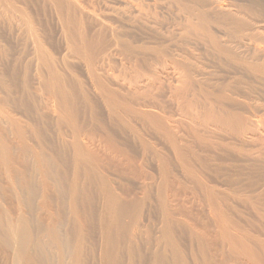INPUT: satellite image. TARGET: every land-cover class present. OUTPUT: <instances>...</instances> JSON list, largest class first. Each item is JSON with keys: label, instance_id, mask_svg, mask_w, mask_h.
<instances>
[{"label": "rangeland", "instance_id": "rangeland-1", "mask_svg": "<svg viewBox=\"0 0 264 264\" xmlns=\"http://www.w3.org/2000/svg\"><path fill=\"white\" fill-rule=\"evenodd\" d=\"M25 1L27 0L16 1L15 6L20 8L21 15L26 14L27 16L24 15L26 18L29 16L27 21H33L31 23L36 28L37 39L29 34L26 24L19 21V17L17 20L10 18L9 11L0 6V77L3 82L0 87V98L8 97L11 101L16 100L23 90L30 95L25 108H18L14 104L3 112L0 108V130L2 129L0 143L8 144L10 150L12 149L10 156L12 155L14 166H18L16 168H24L26 174L28 175L29 172L31 177L35 174L37 169L33 158L29 153L26 155L21 152L20 142L10 123L19 122L24 130L26 144L43 156L48 167L58 174L61 188H65V194L61 197L62 200L60 199L61 204H58L60 207L54 208L58 211V213L54 211L57 217L56 222L54 219L49 220L52 210L46 205L39 206L38 198L32 201L33 205L30 202L34 209L29 204L26 207V203V206L23 205L22 210H19L16 207L14 193L9 192L12 190H9L10 182L9 177L6 176V169H3L2 163L0 164V244L2 242L6 244L0 245V264H17V260H21L20 262L26 260L25 263L17 261L18 264H32L35 260L44 261L42 263L35 261L33 264H47L48 261V264H73L76 262H72L69 254L73 249L74 252L77 251V258L81 257V261L79 259L77 264H252L251 256L255 257L259 264H264V132L253 135V138H256L254 141L252 138L247 141L242 140L243 138L241 140L237 138V140L234 133L233 136L225 131L226 134L220 128H217V131L216 122L209 121L210 125L207 119H203L210 108L216 115L223 114L218 106L219 103L215 102L214 98L217 95L220 97V93L221 95L229 93L226 97L235 100L229 104L225 98L221 97L224 100L221 102L223 105L232 107V110L236 106L234 110L245 120L247 119V123L260 121V124L264 126V76L253 73H247V75L239 69L231 70V67L226 66L227 64L209 52V48H206L204 44L201 45V42L192 39L197 34L192 33L191 37L185 34L187 20L188 23L195 21V17L191 14L196 12V9H200L201 5H194L188 0L80 1V5L83 4L81 6L85 10L89 9V16L92 15L96 24H99L97 26L105 27L107 31L116 30L114 32L119 33L118 35L123 39L136 38L137 45L141 47L143 44L144 48H149L147 53L138 56L141 59L140 56L143 55L142 59L150 61L147 71L140 69L141 73L134 72L133 60H130L128 54L121 53L116 55L117 58L113 57V66L105 73L116 75L114 77L118 80L122 78L124 81L129 76L139 75L142 86L139 85L137 90L141 93L139 98L144 96L138 101L152 99L154 104L158 103V105L155 104L156 108L140 106L152 117L149 120H141L131 117L127 112H122L121 116L111 113L101 92L88 88L84 84L82 60L73 49L74 45L68 36L71 28L65 24L67 23L65 19H61L58 12H54L55 10L41 2L42 0H29V3ZM162 1L164 4L161 3ZM209 2H230L241 5L253 2L264 7V0H203V3ZM25 3L28 4L25 5ZM253 3L249 5H257ZM244 18L249 17L245 15ZM252 18L253 23L255 18L254 16ZM209 26L211 30L220 29L221 31L222 29L225 32L230 25L220 21ZM200 28L202 29L199 27L196 30ZM228 31L231 30L228 29ZM94 32L93 25L85 28V34L88 37ZM247 33L251 36L247 38L244 36L245 39L236 33L228 35L238 42L242 37L241 41L246 47L251 45L250 50L264 44L261 41L264 42V22L263 26L259 25L257 30L247 31ZM198 34H200L199 31ZM248 38L251 40L250 44ZM170 40L174 41L171 43ZM76 44L78 45L77 41ZM38 45L44 51V57L39 52ZM150 50L153 52L150 53ZM23 51L25 52L24 62L29 66L26 65L28 69L24 89L21 86L22 79L15 78L10 70H6L11 69L14 59L22 56ZM154 52L157 53L154 54ZM120 55H124L123 58ZM175 57L180 61H174ZM172 62H175V65L177 62L186 64L190 69V84L185 86L187 89L184 88L189 89L186 93L189 96L185 95L186 101L183 99L184 103L181 104L180 98L170 95L175 89L182 90L181 87H184L183 80L176 73L177 66L168 65ZM49 65H53L61 74L65 90H72L73 105L77 109L79 118L78 125L85 130H91L94 140H87L83 133L76 134L77 132L69 124L62 123L61 108L47 95ZM176 82L183 85L176 88L175 86L178 85ZM224 88L226 91L223 90ZM219 97H216L218 102L221 101ZM151 122L170 124L169 130L175 134L171 133L174 139L177 138L176 145L185 154L184 158L181 159L173 151V153L170 152L168 148H171V142L168 141V137ZM108 137L116 145L114 148L110 146L107 148V144L102 142L103 138ZM238 141L242 143V146ZM76 144L89 147L90 150L95 151V154L91 150V157L77 158ZM232 145L235 146V150ZM238 151L241 155L237 154ZM160 156L164 160L166 157L170 159L169 166L167 169L164 168L166 171L163 170L164 161L161 163L163 159ZM164 174H167V180L171 181L172 191L164 187ZM198 182H201L202 186ZM203 182L206 188L214 185L216 189L213 188L214 192L220 195L216 196V203L213 204L206 197ZM73 184L76 186L75 192L78 195L76 206L74 205L75 208L77 207L76 210L69 201L71 194L69 188ZM5 187L8 188L4 189ZM68 206L76 212L70 210L72 208ZM217 212H221L220 216L227 220L226 228L235 239V245L221 237L217 223L214 222L215 220L217 222ZM23 215L26 223L31 220L29 224L27 223L31 227H28L30 239L29 244L27 242L29 246L27 251L29 252L21 258L16 255L17 241L22 240L18 238L16 232L21 224L15 222L24 219ZM4 220H6L5 223ZM9 222L18 226L12 227L15 232L13 236L8 237L7 229L4 228L6 224L11 225ZM50 222H55L56 226L59 225L56 227L57 233H63L62 237L67 238L71 246L69 249L73 247L63 259L62 249L59 251L60 247L56 248L57 244L52 242L49 235ZM60 237L58 240L61 242L66 239L60 240ZM42 246L47 248L44 249ZM78 249L82 250L78 251ZM43 250L45 256L49 255V258L42 256ZM58 251L62 254L60 255ZM58 256L62 257L58 258ZM46 259L47 262H45ZM65 261L68 263H64Z\"/></svg>", "mask_w": 264, "mask_h": 264}, {"label": "bare ground", "instance_id": "bare-ground-1", "mask_svg": "<svg viewBox=\"0 0 264 264\" xmlns=\"http://www.w3.org/2000/svg\"><path fill=\"white\" fill-rule=\"evenodd\" d=\"M16 1H21L22 0H16ZM15 0H0V6H3L7 11H9L8 13V16L10 18H13L15 20H17V18L19 17V21H22L24 22V24H26V27L28 28L29 30V34L33 35L35 37V39H37V35H36V28L34 26V24L32 25L31 21L30 20H26L28 19V17L26 18L24 15H21L20 14V8L17 6H15ZM28 3H29V0H27ZM25 1V2H27ZM36 1V0H35ZM39 1V0H38ZM80 1L81 0H42L41 2H44L46 4H48L53 10H55L54 12H58L59 14V17L61 16V19H65V24H68L69 27L71 28V30H69L70 32H68V36L71 40V42L73 43L74 47L73 49L75 50V53L80 57V59L82 60V75H83V79H84V84L88 87V88H91V89H94V90H99L101 92V94L103 95V97L105 98L107 104H108V107H109V110L111 111L112 114H115V115H120L122 112H127V114L129 113L131 115V117H136V119H141V120H149L151 119L152 117L149 115L150 113H148L147 111H144L141 107H146L147 106H153L156 108V105H158V103H153L151 100H140L138 101V99L142 98L140 97L139 98V94H141L137 88H139V85L140 87L142 86L140 83H141V80L139 78V75L135 74L132 75L131 77L129 76L127 79L122 80V78H120L121 80H118V78L114 77L116 75H110V74H105L106 73V70H108V68L112 67L113 66V57H116L117 54H121V53H125V54H128V56H130V60L132 61L133 60V70L134 72H140V69L144 70V71H147L148 69V64H150V61H147V59H142L143 55H141V59L138 57L140 54L142 53H147L149 48H144L143 47V44L142 46L140 47L139 44L137 45L136 44V38H130V39H123L122 36H119L118 34H116L113 29L110 30V31H107L105 29L107 28H101L100 26H97L99 24H96V20H94L91 16H89L90 12L88 10H85L84 7H82L81 4L80 5ZM119 1V0H118ZM128 1V0H127ZM126 1V2H127ZM144 1V0H143ZM186 1V0H185ZM190 1L192 4L194 5H198L200 6L201 5V8L200 9H196V12L192 13L191 15L195 17V21L191 23V21L188 23V20H187V25H186V28H185V34L188 35L189 37H191V34H197L195 35V37L193 36L192 39L194 38L196 40V42H201L200 44L204 46H206V48H209V52H211L217 59H219L220 61H222L223 63L227 64L226 66L228 67H231V70L232 68L233 69H238L242 72H245L246 74L247 73H253V74H257V75H263L264 76V44L263 45H260V47H257V48H254V50H250L249 49V46H245V43L243 44L241 39L242 37H248V36H251V35H248L249 33H247V31H253L254 29L257 30V28L259 27V25L263 26V22H264V7L262 5H259L258 3H253V2H249L248 4H244V5H241V4H232V3H224V2H209V3H203V0H188ZM98 2V1H97ZM123 2V1H122ZM139 2H142L141 0ZM138 2V3H139ZM145 2V1H144ZM18 3V2H17ZM28 3H25L28 4ZM32 3V2H30ZM36 3V2H35ZM132 3V1H131ZM157 3V2H156ZM160 3V2H159ZM163 3V1L161 2ZM250 3H253V4H257L255 6H250L249 4ZM38 4V3H36ZM93 4V3H92ZM135 4V3H134ZM152 4V2H151ZM158 4V3H157ZM164 4V3H163ZM24 5V4H22ZM32 5V4H30ZM39 5V4H38ZM155 5V4H154ZM166 5V3H165ZM97 6V5H96ZM130 6V5H129ZM137 6V5H136ZM142 6V5H141ZM156 6V5H155ZM257 6V7H256ZM27 7V6H26ZM32 7V6H31ZM131 7V6H130ZM147 7V6H146ZM233 7V8H232ZM92 8V7H91ZM95 8V7H93ZM150 8V7H149ZM50 9V8H49ZM134 9V8H133ZM156 9V8H155ZM136 10V9H135ZM144 10V9H143ZM122 11V10H120ZM129 11V10H128ZM145 11V10H144ZM143 11V12H144ZM151 11V10H150ZM165 11V10H163ZM130 12V11H129ZM148 12V11H147ZM113 13V12H112ZM137 13V12H136ZM140 13V11H139ZM154 13V12H153ZM125 14V13H124ZM147 14V13H146ZM149 14V13H148ZM15 17H14V16ZM129 15V14H128ZM135 15V14H134ZM154 15V14H153ZM247 15L249 18L246 19L244 18V16ZM27 16V15H26ZM137 16V15H135ZM141 16V15H140ZM254 16V20L255 22L252 23V20L253 19L252 17ZM96 17V16H95ZM131 17V16H130ZM134 17V16H133ZM120 18V17H119ZM138 18V17H137ZM136 18V19H137ZM140 18V17H139ZM193 19V17H191ZM61 19H59L61 21ZM97 19V18H96ZM134 19V18H133ZM143 19V18H142ZM141 19V21H142ZM146 19V18H145ZM152 19V18H151ZM180 19V17H179ZM85 22H84V21ZM124 20V19H123ZM183 20V19H182ZM181 20V21H182ZM251 20V21H250ZM64 21V20H63ZM62 21V22H63ZM220 21H223V22H227V25H230L228 29H230L231 31H228V29L226 28L227 31L223 32V30L221 29V31L219 30H211L209 25H212V24H215V23H219ZM29 22V23H28ZM61 22V23H62ZM127 22V21H126ZM183 22V21H182ZM185 22V21H184ZM18 24V22H16ZM64 23V22H63ZM85 23V24H84ZM128 23V22H127ZM131 23V22H129ZM133 23V22H132ZM180 23V22H179ZM64 24V25H65ZM103 24V23H102ZM19 25V24H18ZM83 25V26H82ZM93 25L94 28H95V32L91 35V36H86L85 34V28L88 27V26H91ZM101 25V23H100ZM136 25V24H135ZM146 25V24H145ZM149 25V23H148ZM249 25V26H248ZM254 25V26H253ZM131 26V25H130ZM68 27V29H70ZM123 27V26H122ZM181 27V26H180ZM199 27H202V29L200 28L199 33L198 34V31L196 30L197 28ZM227 27V26H226ZM257 27V28H255ZM114 28V27H113ZM152 28V26H151ZM111 29V28H110ZM124 29V28H123ZM181 29V28H180ZM260 29V28H259ZM65 30V29H64ZM121 31V30H119ZM134 31V30H132ZM233 33H236V34H239L238 36H242L241 38H239V42L238 41H234L232 40V37L230 38V36L228 34H233ZM260 33V32H259ZM184 34V35H185ZM183 35V36H184ZM199 35V36H198ZM234 36V35H232ZM125 37V36H124ZM173 37V36H172ZM181 37V36H180ZM244 37V39H245ZM126 38V37H125ZM187 38V37H186ZM171 39V38H170ZM190 39V38H189ZM237 39V38H236ZM249 39V38H248ZM168 40V38H167ZM183 40V39H182ZM188 40V39H187ZM238 40V39H237ZM250 40V39H249ZM76 41L78 43V45L76 44ZM171 43L172 41L174 40H170ZM186 41V40H185ZM246 41V40H245ZM248 41V40H247ZM262 43L263 40H261ZM187 42V41H186ZM190 42V41H189ZM244 42V41H243ZM142 43V42H140ZM164 43V42H163ZM248 43L250 44L251 43V40L250 42L248 41ZM255 43V42H254ZM259 43V42H258ZM261 43V42H260ZM166 44V43H165ZM167 44H168V41H167ZM166 44V45H167ZM170 44V43H169ZM174 44V43H173ZM194 44V42L192 43ZM199 44V45H200ZM256 44V43H255ZM77 45V47H76ZM165 45V46H166ZM254 45V44H252ZM171 46V44H170ZM168 45V47H170ZM256 46V45H255ZM147 47V45H146ZM172 47V46H171ZM156 48V47H155ZM160 48V47H159ZM252 48V47H251ZM171 49V48H170ZM178 49V47H177ZM38 50L39 52L41 53V55L43 56V52L42 51V48L40 45H38ZM173 50V49H172ZM146 51V52H145ZM154 51H156V49H154ZM153 52V50L151 51L150 50V53ZM158 52V51H157ZM157 52H154L157 53ZM162 54V53H161ZM180 54V53H179ZM184 54V53H183ZM21 55V54H20ZM158 55H159V52H158ZM173 55V54H171ZM171 55L169 57H171ZM187 55V54H186ZM19 56V55H18ZM124 55H120V57L123 58ZM155 56V55H154ZM161 56V55H160ZM25 57V52L23 51L22 53V56L18 57L16 60L14 59L13 61V64H12V67L11 69L8 68L6 70H10L11 71V74L16 78V77H19L20 79H22V88L24 89L25 87V84H26V79L25 77L26 74H27V64H25L24 62V58ZM44 57V56H43ZM46 57V56H45ZM126 57V56H125ZM145 57V56H144ZM157 57V55L155 56ZM165 57V56H164ZM180 57V56H179ZM49 58V57H48ZM117 58V57H116ZM153 58V57H152ZM173 58V57H172ZM182 58V57H181ZM119 59V58H118ZM176 59V57H175ZM183 59V58H182ZM172 60V59H170ZM174 60V59H173ZM218 60V61H219ZM119 61V60H118ZM174 61H180V60H174ZM185 61V60H184ZM217 61V62H218ZM45 62V61H44ZM175 63V62H174ZM173 62L168 64V65H173L174 64ZM180 62H177V66L176 67V73H178V75H180V79H182L183 81V84H184V87H181L182 90H176L175 89L170 95H174L176 98H180V101L179 103H184L183 99L186 98L185 95H188L186 94L187 91L189 90H185L184 88H186L185 86L190 84V69H189V66H187L186 64H178ZM182 63V62H181ZM184 63V62H183ZM192 64V63H191ZM27 65V66H26ZM79 65V64H78ZM77 65V66H78ZM7 67V66H6ZM29 67V66H28ZM168 67V66H167ZM170 67V66H169ZM172 67V66H171ZM174 68V66H173ZM225 68V67H224ZM223 68V69H224ZM201 69V68H200ZM227 69V68H226ZM80 70H81V67H80ZM202 70V69H201ZM229 70V68H228ZM125 71V70H124ZM175 71V70H174ZM235 71V70H234ZM142 72V71H141ZM140 72V73H141ZM195 72V71H194ZM227 72V71H226ZM172 73V72H171ZM236 73V72H235ZM49 74H50V77H49V80L47 82V95L49 96V98L54 102L56 103L57 105H59V107L61 108V114H60V119L63 121L62 123H67L66 125H70L72 127V129L74 131H76L77 133L76 134H82L85 136V138L87 140H94V135L93 133H90L92 132L91 130H85V128H81L82 126L78 125V121H79V118H78V113L76 112L77 109H75V106L73 105V99H72V90H65V85L63 84V80H62V76L61 74L57 71V69L53 66V65H49ZM126 74V73H125ZM157 75V74H156ZM248 75V74H247ZM177 76V75H176ZM175 76V77H176ZM204 76V75H203ZM126 77V76H125ZM245 77V76H244ZM260 77V76H259ZM178 78V77H177ZM176 78V79H177ZM241 79V78H240ZM259 79V78H258ZM204 80V79H203ZM179 81V80H178ZM196 81V80H195ZM216 81V80H215ZM243 81V80H242ZM193 82V81H192ZM178 84V82H176ZM181 83V82H180ZM83 84V85H84ZM175 84V83H174ZM183 84H180V85H183ZM194 84V83H193ZM3 85V82H2V77H0V87H2ZM179 84L178 85H174L176 88L177 86H180ZM228 85V84H227ZM231 85V84H230ZM173 86V85H172ZM191 86V85H189ZM62 87H64L62 89ZM188 87V86H187ZM189 88V87H188ZM214 88V87H213ZM221 88V87H220ZM226 88V86H225ZM225 88L223 90H225ZM180 89V88H179ZM187 89V88H186ZM208 89V88H207ZM206 89V90H207ZM227 89V88H226ZM230 89V88H229ZM212 91V89H211ZM210 91V93H212ZM226 91V90H225ZM224 91V92H225ZM228 91V90H227ZM231 91V90H230ZM229 91V92H230ZM234 92V90H233ZM208 93V92H207ZM215 93V92H214ZM219 94V93H218ZM223 94V93H222ZM229 94V93H227ZM227 94H223L221 95L220 93V97L217 95L216 97H219L221 99L225 98V100H227V102L230 104L232 103L234 100H232L230 97H226ZM191 95H192V92H191ZM194 95V94H193ZM173 96V98H174ZM181 96L182 99H181ZM189 96V95H188ZM195 96V95H194ZM231 96V95H229ZM29 93L25 90L22 91L21 95L18 96V98H16V100H13L11 101L10 99H8V97H6V99H1L0 98V108H1V112L7 110L6 108H8L9 106H11V104H14V105H17L18 108L19 107H23L25 108V105L29 102ZM214 97V96H213ZM214 98L215 102L219 103V107L221 108V113L223 114H220V115H216L213 113V111H211V108H210V111L206 112L205 113V116L203 119H207L208 123L209 121H213V122H216V129L217 128H220V130H223L224 132L226 131L227 133L229 134H235L236 135V138L235 139H239L240 140H244V141H247L249 139H256V138H253V135H257L256 133H261V132H264V126H262L260 124V121L258 122H249L247 123V119L245 120L242 115L240 113H238L237 111H235L234 109L236 108V106H234L235 108L232 110L230 108V106L227 107V105H223L221 102H223L224 100L221 99V101L219 100V102L216 100L217 98ZM212 98V97H211ZM194 99V97H193ZM192 99V100H193ZM232 101H231V100ZM158 101V99H156ZM172 100V99H171ZM179 100V99H178ZM186 101V99H184ZM190 100V99H189ZM188 101V100H187ZM210 101V100H209ZM34 102V101H33ZM189 102V101H188ZM192 102V101H191ZM226 102V101H225ZM224 102V103H225ZM226 102V103H227ZM207 103V102H206ZM213 103V102H211ZM220 103L222 105H220ZM225 103V104H226ZM177 104V103H176ZM178 104V105H180ZM186 104V103H185ZM208 104V103H207ZM236 104V103H235ZM29 105V104H28ZM210 105V104H209ZM212 105V104H211ZM16 106V107H17ZM141 106V107H140ZM161 106V105H160ZM181 106V105H180ZM179 106V107H180ZM27 107V106H26ZM162 107V106H161ZM159 107V109H163ZM177 107V106H176ZM178 107V108H179ZM158 108V107H157ZM184 109V107H182ZM187 108V107H186ZM213 108V107H212ZM219 108V109H220ZM189 109V108H188ZM20 110V109H19ZM22 110V108H21ZM28 110V109H26ZM186 110V109H185ZM165 111V109H164ZM181 111V110H180ZM191 111V110H190ZM162 112V111H161ZM187 112V111H186ZM215 112V111H214ZM164 113V112H163ZM179 113V111H178ZM192 113V112H191ZM219 112H217L218 114ZM3 114V113H2ZM5 114V113H4ZM197 114V112H196ZM195 114V115H196ZM201 114V113H200ZM121 116V115H120ZM123 116V114H122ZM129 117V116H128ZM171 117V116H170ZM169 117V118H170ZM198 117V116H196ZM195 117V118H196ZM182 118V117H181ZM189 118V117H187ZM193 118V117H192ZM191 118V119H192ZM194 118V119H195ZM155 119V118H154ZM167 119V118H166ZM193 119V120H194ZM202 119V118H201ZM202 119V120H203ZM183 120V119H182ZM198 120V118H197ZM181 121V120H180ZM250 121V120H249ZM177 122V121H176ZM11 123V126L15 132V135L17 136L19 142H20V150L21 152H23L24 154L29 155L33 158V161L35 163V167H36V172L35 174L31 177L29 172H28V175L26 174L25 172V169L24 168H16L18 166H14V163L12 162L13 159H12V155L10 156V147H8L7 145L3 144V143H0V164L2 163V165H4L3 169L5 168V172H6V176L9 180V190H12V191H9V192H12L14 193V196H15V199H16V203H17V208L20 210H22L23 208V205H25L27 203V206L28 207V204L30 205V202L32 204V201L34 202L36 198L39 199V202H38V205L39 206H47L49 208H51L52 212L50 213V218L49 220H55V222L57 221V217L54 215L55 212L57 211L56 209L58 204L61 202V197L64 196L65 192H64V189L63 187L61 188V184H60V179H59V176L56 172L52 171L48 165L46 164L43 156H41L40 154L37 153V151L35 149H33V147H29L26 142H25V135H24V130L21 126V124L19 122H10ZM152 124H155L159 130L162 132L163 135H166L168 137V141L171 142L170 146L171 148H168L170 150V152H174L177 157H180L181 159L185 157V154L183 153V151L179 150V146L176 145V140L177 138L174 139L173 134L172 132H170L169 130V125L167 124V122H151ZM189 123V122H188ZM193 123V121H192ZM205 123V122H203ZM207 123V122H206ZM211 123V122H210ZM209 123V124H210ZM214 124V123H213ZM189 125V124H188ZM205 125V124H204ZM211 125V124H210ZM209 125V126H210ZM178 126V125H177ZM207 126V125H206ZM189 127V126H188ZM11 128V127H10ZM188 129V128H187ZM215 129V130H216ZM2 130V129H1ZM0 130V131H1ZM12 130V129H11ZM85 130V131H84ZM218 131V129H217ZM192 132V131H191ZM221 132V131H220ZM225 132V133H226ZM173 135H172V134ZM213 133H214V129H213ZM211 133V134H213ZM216 133V132H215ZM214 133V134H215ZM226 133V134H227ZM13 134V133H12ZM202 134V133H201ZM233 134V136H234ZM263 134V133H262ZM218 135V134H217ZM223 135V134H222ZM252 135V137H251ZM212 136V135H211ZM232 136V135H231ZM230 136V137H231ZM263 136V135H262ZM1 137V136H0ZM166 137V138H167ZM218 137V136H217ZM229 138V137H228ZM179 139H182V138H179ZM237 139V140H238ZM258 139V138H257ZM260 139V138H259ZM102 140V138H101ZM99 140V141H101ZM210 140V139H209ZM239 140V141H240ZM3 141V140H2ZM24 141V143H23ZM233 141V140H232ZM235 141V140H234ZM238 141V142H239ZM1 142V140H0ZM16 142V141H15ZM102 142H104L105 144H107V148L110 146L112 148H114L116 145L113 144V141L110 137L108 138H103ZM242 142V141H241ZM250 142V141H249ZM249 142H245V143H249ZM256 142V141H255ZM203 143V142H202ZM205 143V142H204ZM234 143V142H233ZM236 143V142H235ZM240 143V142H239ZM179 144V143H178ZM208 144V142H207ZM242 146V143H240ZM258 144V143H257ZM251 145V144H250ZM18 146V145H17ZM75 152H76V156L77 158H84V157H87L89 158V156L91 157L92 154H91V150L89 149V147H86V146H81L79 144H76L75 145ZM169 146V147H170ZM182 146V145H181ZM230 145H228L229 147ZM233 146V145H232ZM237 146V145H236ZM239 146V147H240ZM252 146V145H251ZM122 147V146H121ZM120 147V148H121ZM186 147V146H185ZM256 147V146H255ZM260 147V146H258ZM12 148V147H11ZM181 148V147H180ZM230 148V147H229ZM234 150L236 149L235 146H233ZM231 148V149H233ZM118 149V148H117ZM187 149V147H186ZM229 149V150H231ZM115 150V149H114ZM188 150V149H187ZM94 151V150H92ZM232 151V150H231ZM237 151V150H236ZM110 152V151H109ZM117 152V151H116ZM119 152V151H118ZM166 152V151H165ZM169 152V151H168ZM172 152V153H173ZM190 152V151H189ZM233 152V151H232ZM235 152V151H234ZM95 154V151L93 152ZM124 153V152H122ZM126 153V152H125ZM240 154V151L237 152V154ZM93 154V155H94ZM128 154V153H127ZM99 155V154H98ZM170 155V154H169ZM229 155V154H228ZM232 155V154H231ZM229 155V156H231ZM168 156V155H166ZM165 156V157H166ZM175 156V155H174ZM96 157V156H95ZM101 157V156H100ZM162 156H160L161 158ZM169 157V156H168ZM176 157V156H175ZM15 158V157H14ZM97 158V157H96ZM99 158V156H98ZM124 158V157H123ZM159 158V159H160ZM19 159V158H18ZM125 159V158H124ZM127 159V158H126ZM163 159V160H161ZM161 163L162 161L163 162V170L166 171L165 169H167V167L169 166V158L167 159V157L165 158H161ZM187 159V158H186ZM233 159V158H232ZM15 160V159H14ZM20 161V160H19ZM169 161V162H168ZM181 160H179L180 162ZM186 161V160H185ZM243 161V160H242ZM17 162V161H16ZM22 162V161H21ZM21 165V163H20ZM181 165V164H180ZM165 168V169H164ZM161 170V169H160ZM163 171V172H164ZM8 173V174H7ZM165 173V172H164ZM216 174V173H215ZM3 175V174H2ZM167 174L165 175L164 174V187L166 188V190H170L172 191V185L170 184V180L168 179L167 180ZM199 177V176H198ZM210 177V175H209ZM2 178V177H1ZM6 179V178H5ZM199 179V178H198ZM201 179V178H200ZM7 181V180H6ZM197 181V180H196ZM201 181V180H200ZM202 182V181H201ZM201 182L199 183V185L201 184ZM4 183V182H3ZM197 183V184H198ZM207 183V182H206ZM8 184V183H7ZM204 184V182H203ZM169 185V186H168ZM207 185V184H206ZM6 186V185H5ZM63 186V185H62ZM69 186V185H68ZM198 186V185H196ZM195 186V187H196ZM202 186V184H201ZM201 186H200V189L199 191L201 192ZM205 187V195L206 197L209 199V201L214 204L217 202L216 200V196H220L219 194L217 195L216 192H214L215 187L214 185H210V188H206L205 184L203 185ZM4 187V186H3ZM12 187V188H11ZM75 185L73 184L72 187H70L69 189H71V194L69 195L70 196V199L69 201L70 202V205L74 207V209L76 210L75 208V204H76V197L78 195H76L77 193L75 192L76 189H75ZM169 187V188H167ZM8 187H5L4 189H6ZM198 188V187H197ZM214 188V190H213ZM8 190V189H7ZM204 191V190H203ZM7 192V191H6ZM69 192V191H68ZM199 192V193H200ZM70 193V192H69ZM201 194V193H200ZM203 194V192H202ZM201 194V195H202ZM205 195H204V198H205ZM9 196V195H8ZM13 196V197H14ZM68 196V195H67ZM6 197V196H5ZM2 198V197H1ZM10 198V197H9ZM219 198V197H218ZM14 199V200H15ZM61 199V200H60ZM6 200V199H5ZM11 200V198H10ZM114 200V199H112ZM111 200V201H112ZM66 201V200H65ZM9 202V201H8ZM207 202V200H206ZM64 203V202H63ZM68 203V202H67ZM209 203V202H208ZM34 204V203H33ZM32 204V205H33ZM61 204V203H60ZM211 204V203H210ZM30 205V206H32ZM75 205V206H74ZM211 206V205H210ZM34 206H32L33 208ZM38 207V206H37ZM56 207V209L54 210V208ZM60 207V206H58ZM69 208H72L70 206H68ZM15 208V209H17ZM39 208V207H38ZM68 208V209H69ZM28 209V208H27ZM26 209V211H27ZM34 209V208H33ZM73 208L70 209L72 211H75ZM17 210V212L19 211ZM41 210V209H40ZM50 210V209H49ZM79 210V208L77 209ZM116 211V209H114ZM120 210V209H119ZM24 211V210H23ZM55 211V212H54ZM68 211V210H67ZM76 212V211H75ZM114 212V211H113ZM21 213V211H20ZM19 213V214H20ZM58 213V211H57ZM72 213V212H71ZM115 214H118V212H114ZM23 213H21L20 215H22ZM31 214V213H30ZM76 214V213H74ZM78 214V213H77ZM76 214V215H77ZM114 214V215H115ZM19 215V217H20ZM71 215V214H70ZM168 215V214H167ZM221 215V212H217V222L216 220L214 221L215 223H217V227L219 229V233L221 234V237L223 239H227L229 241H231L233 243V245L236 244V241L235 239L229 234L226 226H227V220L225 218H223V216H220ZM18 216V214H17ZM25 217H26V214H25ZM60 217V216H59ZM73 217V216H72ZM21 218V217H20ZM22 218H24V215L22 216ZM27 218V217H26ZM76 218V217H75ZM79 218V217H78ZM216 218V217H215ZM4 219V218H2ZM13 219V218H12ZM68 219V218H67ZM77 219V218H76ZM115 219V218H114ZM112 220V219H111ZM6 220H4V223H5ZM31 221V220H30ZM28 220V224L30 222ZM62 221V220H61ZM70 221V220H69ZM76 221V220H75ZM78 221V220H77ZM76 221V222H77ZM14 222V221H13ZM13 222H9L11 223V225H8L7 224L5 225L6 227L4 229H7V236H13V228L15 225ZM17 222H20L21 225H19L20 227H17V232H16V235L18 236V238L20 237L22 240H18V244L16 246L17 248V254L18 256H21L22 258V255L26 254L27 250L28 249V244H29V239H30V229H28V227L30 225H28L26 223V220L25 218L24 219H21L20 221L17 220L15 223ZM51 223V226L50 227V230L48 232H50V236H51V239H52V242L54 241V245H56V248L59 249V251L61 250L62 253H64L61 257L62 259L65 258V254L66 253H69L71 250L72 251V248L69 249V242L67 240V238H63L61 233L58 234L57 233V230H56V224ZM13 223V224H12ZM72 223V222H71ZM117 223V222H116ZM65 224V223H64ZM67 225V224H66ZM18 226V225H16ZM168 226V225H166ZM1 227V226H0ZM31 227V226H30ZM29 227V228H30ZM60 227H62L60 225ZM59 227V228H60ZM165 227V226H164ZM59 228H57L58 230H60ZM63 229V228H62ZM217 229V228H216ZM65 230V229H64ZM68 230V229H67ZM66 230V231H67ZM215 230V229H214ZM217 231V230H215ZM218 233V232H217ZM216 233V234H217ZM65 234L67 235V233L65 232ZM60 235V236H58ZM65 235V236H66ZM58 237H60V240L61 238L65 239V240H62L59 241L58 240ZM69 237V236H68ZM219 237V236H218ZM220 237V239H222ZM25 239V240H24ZM70 239V238H69ZM9 240V239H8ZM11 240V239H10ZM58 240V241H57ZM7 241V239H6ZM223 241V240H222ZM28 242V244H27ZM4 242H2L1 244H3ZM9 243V242H8ZM0 244V245H1ZM53 244V243H52ZM4 245H6L4 243ZM2 245V246H4ZM12 245V243H11ZM44 246V245H43ZM42 246V247H43ZM49 247V246H48ZM71 247V246H70ZM83 247V246H82ZM85 247V246H84ZM44 249H46L45 247H43ZM41 248V249H43ZM80 248V246H79ZM3 249V248H2ZM40 249V247H39ZM49 249V248H48ZM57 249V250H58ZM77 249V248H76ZM82 250V249H81ZM78 249V251H81ZM86 250V249H85ZM41 251V250H40ZM58 251V252H59ZM16 252V251H15ZM42 253V256L45 258V257H48L49 255H46L45 256V252L44 250L41 252ZM40 253V254H41ZM61 252H59V254L61 255L62 254ZM13 254V253H12ZM47 254V252H46ZM70 254V257L72 259V262L75 261L76 263H73V264H77L79 262V258L78 257V254H77V251L74 252V249L72 252L69 253ZM14 255V254H13ZM15 255V256H16ZM29 256V255H28ZM42 256H39L42 258ZM65 256V257H64ZM68 256V255H67ZM81 256V255H80ZM58 256V258H61ZM69 257V259H70ZM85 257V256H84ZM15 258V257H14ZM19 260H20V257H18ZM17 258V259H18ZM24 259L26 257H23ZM49 258V257H48ZM47 258V259H48ZM83 258V257H82ZM29 260V258H27ZM43 259V258H42ZM45 260V262H47L48 260ZM51 259V258H50ZM53 259V258H52ZM159 259V257H158ZM41 260V259H40ZM60 260V259H59ZM18 261V260H17ZM16 263L18 264L19 263H25L26 260L20 262L18 261ZM36 261V260H35ZM34 261V262H35ZM44 260H41L40 261H36V262H39V263H42ZM52 261V260H51ZM81 261V259H80ZM32 262V264L34 263ZM54 262V261H53ZM52 262V263H53ZM63 262V260H62ZM67 261H65L64 263H66ZM87 262V261H86ZM251 262L252 264H259L257 262V260H255V257L251 256ZM49 263V261H48ZM47 263V264H48ZM68 263V262H67ZM82 263V262H80ZM59 264V263H58ZM69 264V263H68ZM85 264V263H84Z\"/></svg>", "mask_w": 264, "mask_h": 264}]
</instances>
